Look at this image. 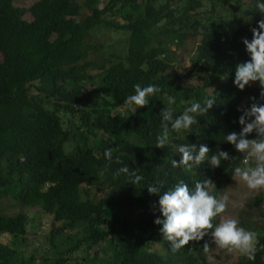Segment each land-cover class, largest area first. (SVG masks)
<instances>
[{
  "label": "trees",
  "instance_id": "1",
  "mask_svg": "<svg viewBox=\"0 0 264 264\" xmlns=\"http://www.w3.org/2000/svg\"><path fill=\"white\" fill-rule=\"evenodd\" d=\"M15 1L0 0V234L26 232L28 214H8L12 205L3 203L16 197V205L53 216L56 254L26 258L0 242V264H210L197 250L200 242L171 250L153 223L158 195L146 186L162 185V193L179 181L192 187L207 178L216 196L225 176L242 166L223 136L240 130L237 106L259 95L257 86L240 91L232 82L236 64L248 58L242 38L251 39L262 18L254 0ZM102 29L125 35L123 54L104 56ZM149 84L160 91L148 105L121 108L135 85ZM209 97L216 98L213 108L190 131L170 130V141L206 144L211 152L219 145L235 159L215 170L206 161L191 172L173 168L178 154L155 147L160 112L175 118ZM122 165L144 177L139 185L114 176ZM231 264H264V233L254 259L242 255Z\"/></svg>",
  "mask_w": 264,
  "mask_h": 264
},
{
  "label": "clouds",
  "instance_id": "2",
  "mask_svg": "<svg viewBox=\"0 0 264 264\" xmlns=\"http://www.w3.org/2000/svg\"><path fill=\"white\" fill-rule=\"evenodd\" d=\"M254 7L262 18L255 27L250 28L251 39L242 38L248 58L236 64L232 82L240 91L258 83L259 95L250 96L248 104L237 106L240 115L236 122L240 130L225 132L223 143L232 145L241 157L243 166L233 168L232 179L242 181L249 190L260 191L264 190V0H254ZM159 91L153 84L143 87L135 85L134 94L124 99L121 108L136 112L148 105V98ZM215 104V97L206 98L203 102H192L175 118L167 109L160 112L162 132L156 136L155 147H171L178 154L179 159L171 161L173 168L191 172L206 161L208 168L215 170L221 167L223 161L235 159L219 145L211 152L206 144L197 147L195 144H172L170 141V130L177 134L190 131L197 123V117L206 115ZM104 156L111 160V149H105ZM116 162L120 163L119 160ZM120 175L125 176L128 184L133 186L139 185L144 179L137 170H130L127 165L116 169L114 176ZM146 187L150 195H158L155 207L159 215L154 212L153 223L160 226L159 233L163 240L169 242L171 250H179L190 241H204L205 252L211 243L218 249L237 251L249 260L254 259L256 233L239 226L236 219L221 216L226 211L229 198L227 195H211V180H197L192 187L179 181L162 193V185L148 184ZM217 217L220 219L214 223ZM205 237H209V240H205Z\"/></svg>",
  "mask_w": 264,
  "mask_h": 264
},
{
  "label": "rangeland",
  "instance_id": "3",
  "mask_svg": "<svg viewBox=\"0 0 264 264\" xmlns=\"http://www.w3.org/2000/svg\"><path fill=\"white\" fill-rule=\"evenodd\" d=\"M34 1L35 0H16L15 3L17 5L29 6ZM79 2L83 4L85 0H79ZM206 10H209L208 5H205L200 11L204 12ZM219 14L228 17V12L226 11L220 10ZM24 18L30 20L32 17L29 13H26ZM250 20L249 15L243 19V23ZM98 39L104 43V48L102 49L104 56H109L112 53L123 54L125 51L126 37L123 34L118 35L114 32H107L105 29H102L98 34ZM253 86L259 87L258 83L253 84ZM65 149L67 152H72L74 146L72 143H67ZM224 195H227L229 200L226 211L221 214V216L238 220L239 226L243 227L245 230L256 233V239L258 235L264 233L262 230L260 232V229L264 228V190H249L242 181H234L229 174L225 176V179L221 182V186L217 189L216 193L217 197ZM258 197H262V204L257 208L255 202ZM3 203L6 206L12 205L8 210L10 213L7 212L8 214H15L18 212L27 213L29 222L25 234H22L20 237L13 236L10 233L0 234V242L18 248L26 258L32 254H35L37 257H53L56 252L53 251L54 247L50 244L49 240L53 216L39 207H23L21 205H16V197L4 199ZM219 219L220 217L215 218L214 223L218 222ZM241 222L244 223L245 226H242ZM205 240H209V237H205ZM200 243L197 250H201L203 262L210 264H231L242 256V254L237 251L229 252L226 249H218L211 243H209V250L205 252L203 248L204 241H200ZM82 255L83 250L81 252V256ZM38 261L41 263L42 259L39 258ZM73 263L74 262L71 261L68 264Z\"/></svg>",
  "mask_w": 264,
  "mask_h": 264
}]
</instances>
